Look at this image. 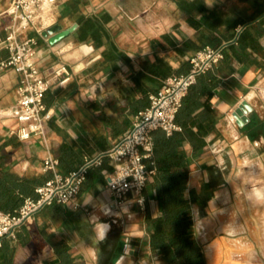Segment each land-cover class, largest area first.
<instances>
[{
	"label": "crops",
	"instance_id": "obj_1",
	"mask_svg": "<svg viewBox=\"0 0 264 264\" xmlns=\"http://www.w3.org/2000/svg\"><path fill=\"white\" fill-rule=\"evenodd\" d=\"M123 1L58 0L53 6L57 9L55 20L48 24L39 22L40 17L45 21L50 11V8L44 6L38 12L37 22L40 25L36 22L34 27L25 32L24 36L36 38L34 59L50 82L43 101L51 118L46 124L48 148L35 139L21 142L11 135L10 132L16 126L15 120L10 117V111L15 103L18 74L12 69L0 74V141H11L6 150L11 151V165L19 175L43 174L42 160L48 150L58 160L57 172L63 175L75 171L85 159L108 151L132 124L134 112L126 97L131 100L140 97L133 77L142 70L143 64L154 62L158 55L166 56L175 69L180 66L172 50L153 47L151 42L169 35L181 43L183 38L195 40L200 35L187 24L186 16L177 8L175 0H148L145 8L164 7L168 10L160 19L155 14L148 15V22H161L169 27L161 31L154 29L153 34L147 35L148 40H151L150 46L143 42L146 37L139 36L133 39L137 45L127 46L119 25L139 24L142 20L138 11L128 14L124 10ZM9 2L10 0H0L1 38L5 35L3 26L8 21L1 13ZM135 2L139 4V0ZM204 3L209 10L227 13L233 20L243 17L247 23L257 22L264 29V0H204ZM171 10L179 14L174 19ZM103 13L109 15L106 27L126 60L120 57L108 65H98L105 47L95 48L91 41L79 40V19ZM73 24H77V28L53 45L49 43L48 37L42 36V32L53 25L64 30ZM234 31L235 36L231 41L235 43L243 27L237 25ZM220 34L214 35L220 38ZM161 43L167 46L164 40ZM259 43L264 52V33L259 37ZM82 44L92 46V51L83 53L80 48ZM7 56V51L1 49L0 60ZM184 59L187 61L184 67L187 72L189 57L185 56ZM61 67L64 70L55 76L54 72ZM232 67L233 71L220 79L209 98L214 120L212 130L203 138V147L195 152L188 142L182 144L181 150L189 160L188 188H196L201 183L208 184L210 179L216 178L221 185H228V189L214 191L209 201L210 208L214 207L216 200L244 194L247 209L258 208L257 213L263 216L260 209H263L261 206L264 204V136L249 137L247 124L251 121L252 114L264 119L262 107L255 100L257 94L264 98V71L256 65H247V62H233ZM242 100L249 102L252 112L248 114V123L240 128L235 124L231 113ZM12 144L17 146L13 147ZM225 161L228 165L227 177L222 171L225 169L222 165ZM110 169L108 159H103L100 167L89 171L76 204H56L61 207V213L55 211L54 204L45 207L41 211L45 217L43 223H37L36 229L46 230L57 239L65 241L72 257L83 264H160L158 256L151 252L143 223L146 211L153 217L157 215V202L153 196L145 200L143 218L139 224L128 226V233L119 240H108L109 224L103 222L102 218L106 216V211L113 209L104 180V171ZM48 174L52 176L51 173ZM55 218L58 224L52 223ZM101 225L108 227L101 231ZM118 242L121 243L120 247ZM209 247L212 255L209 253L208 256ZM260 247V244L248 239L247 243L242 244L221 237L207 245L205 258L207 264H261L253 256V252L257 254L255 249ZM237 250L247 251V260L236 259ZM36 252L37 254L31 244L17 245L14 264H56V256L49 245H44Z\"/></svg>",
	"mask_w": 264,
	"mask_h": 264
},
{
	"label": "trees",
	"instance_id": "obj_2",
	"mask_svg": "<svg viewBox=\"0 0 264 264\" xmlns=\"http://www.w3.org/2000/svg\"><path fill=\"white\" fill-rule=\"evenodd\" d=\"M177 8L186 16V22L200 35L195 40L183 38L179 43L169 35L163 36L166 45L159 40L151 42L153 47L161 50H172L180 66L173 68L165 57L156 56L152 63H145L142 70L133 77L140 97L129 99L126 97L134 115L149 104V95L158 91L162 82L173 74H183L190 57L204 46H219L226 44L223 59L212 69L197 76L195 83L189 88L182 100L175 117V124L179 130L166 135L162 130L152 133L153 154L146 161L148 168L154 170L147 187L143 191L145 200L153 196L157 202V215L151 216L147 211L144 215V227L148 234L151 252L158 256L160 264H207L202 246L194 229L193 208H203L213 197L215 189L220 183L216 178L210 179L208 184L201 183L198 188H188L189 160L181 150L183 142H188L196 152L204 145V136L212 130L214 112L209 104L215 86L222 77L233 71L232 63H246L256 65L264 71V52L259 43V37L264 29L259 23H247L243 17L233 20L227 13H217L206 8L204 0H175ZM109 15L84 17L79 19L80 41H91L95 48L104 46L102 60L97 64L108 65L118 58L126 60L114 44L106 27ZM237 25L243 27L235 43L231 41L235 36ZM215 33H221L220 38ZM247 135L256 138L264 136V119L252 114L247 124ZM11 141H0V211L13 212L26 197H35L36 187L45 183L48 173L37 175H19L11 165V151L6 146ZM13 147L17 144H12ZM91 170V169H90ZM212 175V171L209 170ZM215 179V180H214ZM55 211L61 213V207L54 204ZM41 241L42 245H49L56 256V264H83L72 257L70 248L65 241L59 240L53 233L40 230L35 234L22 229L15 244L7 239L0 245V264H14L17 245L30 243L33 238ZM121 243L118 242V247Z\"/></svg>",
	"mask_w": 264,
	"mask_h": 264
},
{
	"label": "built area",
	"instance_id": "obj_3",
	"mask_svg": "<svg viewBox=\"0 0 264 264\" xmlns=\"http://www.w3.org/2000/svg\"><path fill=\"white\" fill-rule=\"evenodd\" d=\"M57 1L10 0L1 13L8 21L3 26L5 35L0 37V50L5 49L8 56L0 60V74L8 69L18 74L15 103L10 111L16 126L10 134L21 142L35 139L45 148H48L46 124L51 113L43 99L50 82L34 59L36 38L24 34L34 27L43 6L53 7ZM225 47L226 44L204 46L191 55L187 72L166 78L158 91L149 95L148 106L133 116L132 124L124 135L108 151L85 159L75 171L65 175L57 172L58 160L48 150L42 160V172H49L52 176L36 187L34 198H24L15 211H0V245L4 239L16 241L19 232L28 228L36 214L45 207L52 204L74 206L90 169L100 167L103 159H108L111 165L109 171H104V180L113 203V209L106 211L105 215L125 207L130 209L134 205L144 211L143 191L154 175V170L146 165L153 154L152 133L162 130L170 135L179 129L175 117L182 100L197 76L223 59ZM63 70V67L57 69L54 75H59Z\"/></svg>",
	"mask_w": 264,
	"mask_h": 264
},
{
	"label": "rangeland",
	"instance_id": "obj_4",
	"mask_svg": "<svg viewBox=\"0 0 264 264\" xmlns=\"http://www.w3.org/2000/svg\"><path fill=\"white\" fill-rule=\"evenodd\" d=\"M147 1L148 0H139L138 5L135 2V0L123 1L124 10L128 14H131V12L133 11L134 12L138 11V16H140V19L142 20V22H140L139 24L134 23L133 25L131 24L119 25L118 28H120L124 37V43L127 46L137 45L136 40H133L135 36L136 37L139 36L140 38L146 37L144 38L145 40L143 42L147 43L146 45L150 46L151 40H148L147 35L153 34L154 29L161 31L169 27V25L161 22L155 24L148 22V15L155 14L157 19H160L165 13L167 14L168 10L167 8L164 7H159L156 9L145 8ZM49 10L50 11L45 21H42L41 17L39 18V22H41V24L44 23L48 24L53 20H55L57 9L54 7H50ZM171 15L174 19L179 14L176 13L174 10H171ZM39 22H37V25H40ZM173 26H171L170 28L172 29ZM155 40H159L160 42H163V38L161 37ZM255 100L262 107L261 111L264 116V98H260V96L257 94ZM222 165L225 166V169L222 171L227 177L228 175L227 162L226 161L223 162ZM199 185L200 184H197L196 188H198ZM262 186L264 187V184ZM217 189L226 191L228 189V185L219 184V186L215 190ZM260 193L262 194L261 191ZM209 201L206 203V205L203 208L194 206V210H193L194 223H195L193 225L194 226L193 229L199 243L202 246L204 255L206 254L207 245L217 238L222 237L227 240L234 241L236 243L242 242V244L247 243V239H248L254 243L261 245L260 249L259 248L255 249L257 254L253 252L254 253L253 256L261 264H264V204L261 206L263 209H260L261 212L263 213V216H259V213H257L259 212L258 208H256V210L247 209V199L245 198L244 194L238 197H232L231 199L221 198L219 200H216L215 201L216 204L214 205L213 208H210ZM142 212L144 211L139 210V208L134 205L130 209L123 208L117 211H112L104 218H102L103 222L109 224L108 240L111 239L119 240L121 236H124L125 233H128L126 232L128 226L130 227L139 224L143 218ZM38 214H36L29 227L25 228L27 231H29L32 234H35L36 232L39 231L36 229L35 226L37 225V223H43L44 220L43 218H45L42 216L41 211ZM52 223L58 224L59 222L55 218V222H53L52 220ZM107 227L108 225H105V227H103L104 230L107 229ZM10 242L12 245L16 243L15 241H10ZM28 244H31L35 254H37L36 251L41 250V248L43 247L41 241L35 237ZM209 253L212 255V249L210 247L208 248V256ZM235 258L247 260V251L245 252V251L237 250Z\"/></svg>",
	"mask_w": 264,
	"mask_h": 264
},
{
	"label": "water",
	"instance_id": "obj_5",
	"mask_svg": "<svg viewBox=\"0 0 264 264\" xmlns=\"http://www.w3.org/2000/svg\"><path fill=\"white\" fill-rule=\"evenodd\" d=\"M77 28V24H73L71 27L61 30L58 25H53L51 27L46 28L42 32V36L49 40L50 44H55L56 42L60 41L61 39L68 36ZM83 53L88 54L92 51V46L87 44H82L80 46ZM252 112V106L249 104L248 101L242 100L236 108L232 111L231 116L235 121V124L242 128L246 125L249 121L248 114Z\"/></svg>",
	"mask_w": 264,
	"mask_h": 264
},
{
	"label": "bare ground",
	"instance_id": "obj_6",
	"mask_svg": "<svg viewBox=\"0 0 264 264\" xmlns=\"http://www.w3.org/2000/svg\"><path fill=\"white\" fill-rule=\"evenodd\" d=\"M44 7V6H43ZM100 225V224H99ZM103 227H105V225H102ZM101 226V229H102V231L104 230V228Z\"/></svg>",
	"mask_w": 264,
	"mask_h": 264
}]
</instances>
